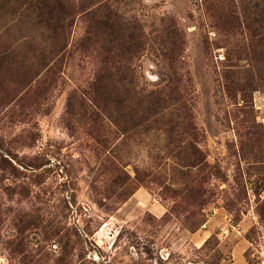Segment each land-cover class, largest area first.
I'll return each instance as SVG.
<instances>
[{"label": "rangeland", "instance_id": "374dc122", "mask_svg": "<svg viewBox=\"0 0 264 264\" xmlns=\"http://www.w3.org/2000/svg\"><path fill=\"white\" fill-rule=\"evenodd\" d=\"M65 1L0 0V264H264V0Z\"/></svg>", "mask_w": 264, "mask_h": 264}, {"label": "trees", "instance_id": "16d2710c", "mask_svg": "<svg viewBox=\"0 0 264 264\" xmlns=\"http://www.w3.org/2000/svg\"><path fill=\"white\" fill-rule=\"evenodd\" d=\"M21 5L25 6V10L28 11L30 8L37 10V16L50 17L56 13H64L67 16L73 8V5L65 0H19ZM63 29V27H62ZM161 100L157 98H151V104L156 108ZM150 106V107H153Z\"/></svg>", "mask_w": 264, "mask_h": 264}]
</instances>
